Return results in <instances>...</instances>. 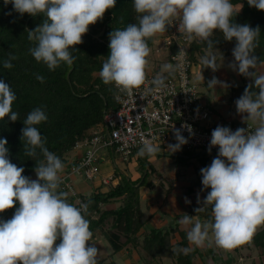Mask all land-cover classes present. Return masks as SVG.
<instances>
[{
	"label": "clouds",
	"instance_id": "obj_1",
	"mask_svg": "<svg viewBox=\"0 0 264 264\" xmlns=\"http://www.w3.org/2000/svg\"><path fill=\"white\" fill-rule=\"evenodd\" d=\"M9 3L21 15L42 14L46 18L35 30H27L28 40L35 42L28 51L51 71L62 63L72 66L75 57L71 50L83 42L90 25L116 6V0H4L5 5ZM133 4L137 23L110 33V54L100 71L105 85L112 84L129 96L139 89L146 80V58L150 54L147 40L163 33L177 14H181L179 30L188 40L198 38L211 49L216 43L211 39L216 30L227 41L235 39L234 62L229 67L254 81L235 101L247 129L233 131L218 126L212 131L208 150L218 147V155L210 166L201 169L203 190L211 191L202 201L198 197L202 206L195 210L200 212L212 205V220L193 223L194 217L185 214L179 221L188 228L189 244L202 247L214 241L225 251L234 250L250 242L257 229L264 226V73L256 71L258 63L264 61L255 55L261 30L259 26L233 22L231 0H133ZM248 4L264 11V0H248ZM16 59L9 53L3 67L13 68L12 61ZM202 63L213 72L218 69L214 54L204 56ZM172 68L164 65L162 71ZM36 78L44 82V77ZM152 83L153 91L166 87L161 75ZM220 83L213 77L207 86L211 89ZM254 88L258 91H253ZM16 99L12 88L0 80V121L9 116L12 122L18 120V113L12 110ZM47 119L43 108L37 107L23 121L24 154L36 157L39 149L44 157L35 160L36 180L24 176V169L10 161L8 141L0 139V213L19 202L11 219L0 220V264H97L99 250L89 244L93 233L85 219L88 204L77 207L68 202V192L59 190V173L65 165L45 146L46 137L36 127ZM252 125L255 129L249 132ZM185 127L192 131L190 126ZM175 138L177 143L168 146L170 152L179 151L187 143L180 129L175 130ZM157 152L158 148L148 141L142 142L138 150L140 156L148 157ZM91 159L89 152L85 163Z\"/></svg>",
	"mask_w": 264,
	"mask_h": 264
},
{
	"label": "trees",
	"instance_id": "obj_2",
	"mask_svg": "<svg viewBox=\"0 0 264 264\" xmlns=\"http://www.w3.org/2000/svg\"><path fill=\"white\" fill-rule=\"evenodd\" d=\"M234 5L232 21L253 28L259 26L261 32L255 55L264 61V11L250 6L248 0H231ZM137 13L134 10L133 0H116V6L106 11L104 17L82 37L83 42L71 50L75 57L72 66L62 63L51 71L43 62H37L29 53L35 42L28 40L27 30H35L46 19L42 14L36 16L19 14L14 10L13 4H4L0 0V80L7 83L15 92L17 99L13 102L12 110L18 113V120L12 122L9 117L0 121V139H7L8 158L10 161L24 169L23 175L31 178L36 173L37 161L44 159L37 149V156L30 157L24 154L22 140L23 123L27 114L34 108L42 107L48 119L36 125L42 137H46L45 146L55 153L65 166L70 165V154L76 143L90 136V131L102 123L106 112L117 110L114 101L115 87L105 85L100 77L103 63L110 54V33L115 29H124L131 23H137ZM167 30V25L166 29ZM156 36V35H155ZM155 36L147 40L148 46L154 43ZM211 39L216 42L209 49L206 42L194 38L190 45V59L195 65L198 54L206 51L232 47L236 40L227 41L223 34L216 30ZM174 52V49L171 50ZM9 53L18 57L12 61L13 68L3 67V61ZM264 63H258V67ZM44 77L42 83L36 77ZM242 83L233 86L230 90V101L240 98L248 86L247 77L238 73ZM254 84V81L251 82ZM253 91H258L253 89ZM209 164L204 167H208ZM201 173H198L200 177ZM148 172L136 180L129 177H120L118 184L106 191L101 186L89 195L80 194L82 203L88 204V213L85 219L89 221L90 231L94 237L100 232L109 241L113 254L120 252L128 245L136 244L138 237L142 236V247L152 257H168L175 264H193L197 251L190 249L187 238L180 242L171 243L170 229L151 230L142 220L140 188L149 186L146 181ZM60 190V189H59ZM61 191V190H60ZM68 202L79 207L74 198L68 195ZM117 202L120 204L114 206ZM14 208L8 209L13 214ZM205 210V208H204ZM253 243L264 251V226L255 233Z\"/></svg>",
	"mask_w": 264,
	"mask_h": 264
},
{
	"label": "built area",
	"instance_id": "obj_3",
	"mask_svg": "<svg viewBox=\"0 0 264 264\" xmlns=\"http://www.w3.org/2000/svg\"><path fill=\"white\" fill-rule=\"evenodd\" d=\"M180 23V17L172 18L167 24V30L158 33L153 43H157L156 52L160 53L158 57L164 54V60L169 61L172 70L157 73L160 64L152 69L146 68L145 83L139 89H134L131 96L119 92L114 86V101L118 109L106 112L102 123L90 131L91 135L76 143L74 150L81 151L79 159L67 166V171L60 177V190L68 192L76 204H82V200L71 181L72 176L97 181L99 186L107 190L118 184L119 178L116 175L105 176L101 172V157L104 156L102 150L114 156V163L116 157L128 161L138 153L144 141L161 144L168 149L170 144L177 143L175 130L180 129L187 140L180 149L209 152L212 131L218 126L229 127L233 131L238 128L247 129L246 123L233 120L223 124L210 123L211 110L193 79V63L190 59L193 40L186 39L179 30ZM164 60L159 59L160 62ZM158 75L165 77L166 87L153 91L155 85L152 81ZM185 126H190L192 131H188ZM254 129L255 125H252L249 132ZM218 151V147L212 148L210 153L213 159L217 157ZM89 152L92 153V159L85 163L89 159Z\"/></svg>",
	"mask_w": 264,
	"mask_h": 264
},
{
	"label": "crops",
	"instance_id": "obj_4",
	"mask_svg": "<svg viewBox=\"0 0 264 264\" xmlns=\"http://www.w3.org/2000/svg\"><path fill=\"white\" fill-rule=\"evenodd\" d=\"M180 16L181 14H177L175 17ZM224 49L216 50V53H214L216 57L218 56L219 60L221 59L219 52ZM228 52L229 51L226 50L224 52L225 55H229ZM230 57L231 56L228 58ZM256 71L258 74L264 73V68L258 67ZM213 75L215 77L217 76V79L221 83L215 87L216 92L214 97L210 98V102H205L211 110L210 123L223 124L227 120H233L237 123L243 122L242 116L237 112L235 102L230 101V94L226 97L223 93V88H229L231 90L233 86H238L242 83L238 72L233 71L230 73L224 71L221 75H215L214 73ZM251 82H253V80L247 78V83ZM212 100L216 105H220L221 108L218 110L214 109ZM76 151H78L76 154H70V165L79 159L81 151ZM198 152L204 156L206 154H211V156L208 160L206 157L200 155V157L190 160V164L184 170H179L177 168L169 175L160 172L161 177L151 178L149 186L140 188L142 220H145L146 227L151 230H167L175 227V231L171 232V243L177 241L180 242L187 238L188 228H185V226L179 223L180 219L185 214L194 217L193 223H195L196 220H199L201 223L212 220V205L204 207L205 210L203 208L200 212L195 211L202 206L198 203V197L202 201L207 196V193L211 191L210 188L203 190L202 174H200L201 176L199 177L198 173H201V169L205 168V165L209 164L210 166L213 160L212 153L208 151ZM112 158L114 159V156H112ZM66 167L67 166H65L63 171L59 173L60 177L67 171ZM79 177L80 176L71 177L73 184H76L75 181ZM128 177L130 178L129 175ZM138 178V175L132 174V178L130 179L136 180ZM30 179L36 180L38 177L35 175L31 176ZM164 181L168 186L164 185ZM91 182L93 185V191L100 187L97 181ZM101 189L103 191L107 190L105 187H102ZM90 193L91 192L81 194L89 195ZM186 200L190 201V203L186 202ZM119 204L120 202H117L114 206L116 207V205L118 206ZM13 215L14 213L8 214V212L5 211L4 213H0V220H9ZM259 230L260 228H258L256 232ZM209 233L211 236V230H209ZM102 236L105 237V235L100 232L96 233V235L89 241V244H94L99 250L97 264H109L107 260L111 257L108 258L109 254L106 253L105 246L100 240V237ZM143 238L144 237L142 236L138 237L136 244H130L120 252L115 253L113 256L114 259L110 264H175L174 260L168 257H150L142 247ZM58 241L60 242L59 239L57 242ZM188 246L190 249L195 248L197 251L193 259V264H264V251L257 247L252 240L231 251H225L217 247L214 241L210 244L206 242L202 247L191 245L188 241Z\"/></svg>",
	"mask_w": 264,
	"mask_h": 264
},
{
	"label": "rangeland",
	"instance_id": "obj_5",
	"mask_svg": "<svg viewBox=\"0 0 264 264\" xmlns=\"http://www.w3.org/2000/svg\"><path fill=\"white\" fill-rule=\"evenodd\" d=\"M159 36V34H156L155 38ZM150 48V54L146 58L148 60V64L146 68L152 69L155 65H159L160 67L156 70L157 73H163L167 71H162L164 65H169L168 60H164L166 56L163 54L162 57H158L160 53L156 52L157 43L152 45ZM228 50L229 55H225V51ZM233 49L232 47L225 48L224 50L219 52L220 60L217 56V65L218 69L213 72L211 68H205V65L202 63V58L204 56H211L215 52L206 51L204 54H198V62L193 65V79L197 84V88L201 96L203 97L204 101L210 102V98L214 97V94L216 92L215 88H209L208 82L215 77V75H221L223 72H230L232 73L233 70L229 67V64L234 62L233 57ZM215 55V54H214ZM231 56L230 58H228ZM233 58V59H232ZM159 59H163L164 61L160 62ZM261 68V66L259 67ZM262 68L264 66L262 65ZM217 78V76L215 77ZM248 78V77H247ZM223 93L226 95V97L230 94L229 88H223ZM213 102L214 109L218 110L221 108L220 105H216ZM207 103V102H206ZM158 148V152L148 157L140 156L138 153L132 156L128 161H123L121 158L116 157V163H114V159L112 158V155L108 154V152H105L106 150H102L101 153L104 155L101 157V163H100V169L103 175L108 176L110 174L116 175L120 177H128L132 178V174L138 175L139 177H142V175H145L146 172H148L146 181H150L153 177H161L160 172L165 175H169L172 171L176 170L177 168L180 170H184L189 164L190 160L200 157V153L197 150H184L180 149L176 152H170L165 146H162L161 144H154ZM76 150H73L71 153L72 155L76 154ZM198 154V155H197ZM202 157H206L208 160L211 156V154L201 155ZM190 157V158H188ZM170 160V161H169ZM179 160V161H178ZM105 164V165H104ZM36 173H34L32 176H35ZM76 184L74 183V188L78 194L81 193H88L93 191V185L91 181H86L82 178L76 179ZM164 185L168 186L167 183L164 181ZM170 229V228H169ZM102 244L105 246L106 253L109 254L107 262L110 264L112 260L114 259V254L112 251V247L109 243V241L105 237H100ZM59 241L57 242V244ZM194 259V258H193Z\"/></svg>",
	"mask_w": 264,
	"mask_h": 264
}]
</instances>
